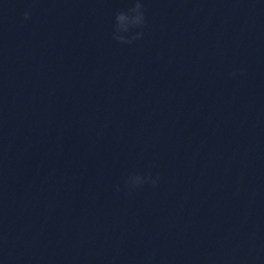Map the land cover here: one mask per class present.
I'll use <instances>...</instances> for the list:
<instances>
[{
    "label": "clouds",
    "instance_id": "obj_1",
    "mask_svg": "<svg viewBox=\"0 0 264 264\" xmlns=\"http://www.w3.org/2000/svg\"><path fill=\"white\" fill-rule=\"evenodd\" d=\"M25 20L31 18V10L24 12ZM146 24V15L143 0H132L131 7L127 10L117 11L114 16L112 38L120 44H131L135 40L142 38L143 32L138 29H143ZM132 33L130 36L126 35ZM236 76L237 73H232ZM158 177L153 178L151 173L141 175L139 173L130 174L124 181V186L128 190H133L143 186L144 184H151L156 186ZM120 187L117 186V191Z\"/></svg>",
    "mask_w": 264,
    "mask_h": 264
}]
</instances>
